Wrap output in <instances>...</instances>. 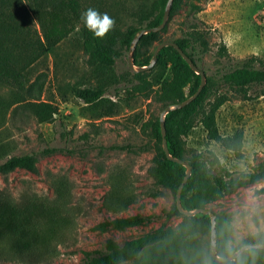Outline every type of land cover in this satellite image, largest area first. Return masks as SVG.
<instances>
[{"label":"rangeland","instance_id":"obj_1","mask_svg":"<svg viewBox=\"0 0 264 264\" xmlns=\"http://www.w3.org/2000/svg\"><path fill=\"white\" fill-rule=\"evenodd\" d=\"M158 2L100 1L96 10L115 21L104 40L118 46V36L127 27L145 28L144 19ZM85 6L93 8L91 0ZM84 28L85 24H78L33 66L47 74L40 102L57 108L55 120L42 123L27 113L15 121L8 110L2 130L3 138L11 143V155L34 154L38 163L35 173L17 169L0 175V196L17 208L34 209L35 217L40 216L39 207H63L66 220L54 225L46 249L41 246L16 255L3 239L0 264H81L84 252L101 250L107 239L123 243L160 227L192 222L181 213L168 216L174 211L176 196L157 185L154 177L162 169L163 156L161 145L151 136V123L168 105L131 92L134 72L128 57L138 69L151 63L156 46L162 42L189 35L195 46V64L209 89L208 98L192 117L190 132L178 138L183 160L188 163L199 153L211 152L232 178L251 173L264 162V85L239 91L219 83L222 72L246 61L264 65V1L172 0L164 29L152 36L145 34L108 68L89 62L83 47ZM158 54L153 69L147 70L150 79L160 73L167 75L176 61L171 47ZM200 81L195 79L185 89V98ZM87 86L105 90L103 98L89 106L73 92L75 87ZM0 94L5 103L12 101L7 90ZM219 99L224 100L214 113L219 140H212L203 122ZM47 148L57 151L41 155ZM61 192H65L62 199ZM199 195L206 201L205 209L222 215L220 227L215 229L216 249L222 246L233 255L244 245H260L258 239H264V180L232 194L211 189L206 196ZM111 199L115 205L109 203ZM137 214L152 216V223L123 231L100 232L96 228L104 221ZM208 223L198 226L196 236L203 252L211 256L210 219ZM251 264H264V257L253 259Z\"/></svg>","mask_w":264,"mask_h":264},{"label":"trees","instance_id":"obj_2","mask_svg":"<svg viewBox=\"0 0 264 264\" xmlns=\"http://www.w3.org/2000/svg\"><path fill=\"white\" fill-rule=\"evenodd\" d=\"M86 1L0 0V91L7 90L12 98L10 103H5L0 94V175H7L17 169L31 173L37 170L38 159L34 154H10L11 143L2 135L6 124V112L10 110L15 121L22 117L20 115H24L25 118L27 113L42 123H51L55 120L57 108L48 102H40L47 74L37 71L33 66L45 56L47 49L55 48L76 29L78 24H84L81 16L82 11L88 9V6H85ZM100 1L102 3L103 0H91L93 8L96 9ZM167 1L160 0L152 6L151 12L144 19L145 28L161 24ZM140 30L139 27H127L118 36L116 46L104 38H96L91 31L84 28L83 47L89 55V62L98 67H113L122 56V52L129 51L132 47ZM143 37L144 35L138 41H142ZM174 42L196 63L195 46L189 35ZM166 48H162L159 53ZM175 55L176 61L171 65L167 75L160 73L150 79L151 69L134 72L130 81L132 94L168 106L191 97L199 86L186 98L184 91L194 84L195 79L199 80L200 76L189 68L176 51ZM158 57L159 54L157 60ZM149 64L148 61L140 68ZM219 83L239 91H245L254 85H264V65L256 66L252 60L246 61L240 67L222 72ZM73 92L77 99L88 106L99 102L105 94L102 88L92 86L75 87ZM208 96L209 89L204 87L190 104L170 111L165 116V138L169 153L173 157L183 160L178 138L190 132L192 117L201 109ZM223 103V99L216 101L215 107L203 122L208 137L212 140H219L214 124V113ZM151 124V136L156 145H161L159 150L163 156L162 169L155 173V181L157 185L172 191L176 196L178 188L183 183L186 169L167 160L162 150L159 118ZM56 151L54 148H47L41 155H50ZM188 164L191 166V174L180 192L181 205L188 211L205 209L206 201L201 198L199 192L206 196L211 189H216L223 194H232L264 180V162L258 164L251 173H239L234 178L224 170L211 152L199 153ZM64 193H60V199ZM187 196L193 198L188 199ZM112 199L109 203L115 205ZM39 209L40 216L35 217L34 209L17 208L6 197L0 196V242L5 239L7 248L14 254L33 252L41 246L46 249L54 234L52 229L54 225L62 224L66 220L62 215L63 207L43 206ZM177 213L180 212L175 206L174 211L168 216ZM188 219L192 222L182 223L175 228L160 227L123 243L107 239L101 250L84 252L81 264H123L130 261L132 264H251L253 259L264 257L263 249H249L243 251L235 261L216 262L212 255L203 252L201 240L196 236L198 226L209 225V216L198 213ZM221 220L222 215L217 214L215 229L220 227ZM152 221V216L137 214L104 221L96 228L100 232H107L110 229L123 231L149 225ZM257 242L264 245V239H258ZM216 252L220 258L231 256L222 246H217Z\"/></svg>","mask_w":264,"mask_h":264},{"label":"water","instance_id":"obj_3","mask_svg":"<svg viewBox=\"0 0 264 264\" xmlns=\"http://www.w3.org/2000/svg\"><path fill=\"white\" fill-rule=\"evenodd\" d=\"M171 3H172V0H168L167 1V5H166V8L164 10V14H163V18H162L161 24L156 26V27H152V28H142L139 31L136 39L134 40V46H135L136 42L138 41V39L142 35H145V34H148V33H157V32H160V31H162L164 29V27L166 26V23H167V18H168V15H169V10H170V7H171ZM165 47H172L180 55V57L187 63L189 68L195 74L199 75L200 79H201L200 85H199L197 91L191 97L187 98L186 100H184V101H182L180 103H177V104H174V105L166 107L161 112L160 117H159L161 138H162V150H163L167 160L171 161V162H174V163H177V164L183 166L186 169L185 177L183 179V183L178 188L177 194H176V206H177V209L185 217H192V216H195L198 213H202V214H205V215L209 216V218H210V227H211V238H210L211 248L210 249H211L212 258L216 262H231V261H235L240 253H242L243 251L249 250V249H263L264 250V245H253V244H250V245L242 246L235 254H233V255H231L229 257H225V258L218 257L217 256V252H216V245H215V224H216V216H215V214L213 212L207 210V209H196L194 211H188V210H185L182 207V205H181L180 192H181L183 184L187 181L188 177L191 174V166L187 162H185L184 160L179 159V158H175L169 153L167 141H166V138H165L166 131H165L164 118L170 111L184 108L185 106L190 104L196 98V96L204 88V83H205L204 74H203L202 71H200L198 69V67L195 65V63L187 56V54L184 51H182L179 48V46L175 42H162V43L158 44L156 46L154 52H153L152 61L147 67L134 69V66H133V64H132V62L130 60V57H128V65H129L130 69L133 72L149 70V69H151L153 67V65H154V63L156 61L158 52L162 48H165ZM129 51H131V49H129Z\"/></svg>","mask_w":264,"mask_h":264},{"label":"clouds","instance_id":"obj_4","mask_svg":"<svg viewBox=\"0 0 264 264\" xmlns=\"http://www.w3.org/2000/svg\"><path fill=\"white\" fill-rule=\"evenodd\" d=\"M82 21L96 38H104L114 27L115 21L107 13L88 8L81 16Z\"/></svg>","mask_w":264,"mask_h":264}]
</instances>
